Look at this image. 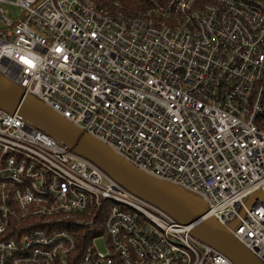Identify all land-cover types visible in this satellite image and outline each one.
I'll use <instances>...</instances> for the list:
<instances>
[{"label":"built area","instance_id":"1","mask_svg":"<svg viewBox=\"0 0 264 264\" xmlns=\"http://www.w3.org/2000/svg\"><path fill=\"white\" fill-rule=\"evenodd\" d=\"M144 1L0 0V74L264 264V0ZM0 264L234 263L0 107Z\"/></svg>","mask_w":264,"mask_h":264},{"label":"water","instance_id":"2","mask_svg":"<svg viewBox=\"0 0 264 264\" xmlns=\"http://www.w3.org/2000/svg\"><path fill=\"white\" fill-rule=\"evenodd\" d=\"M0 107L10 113L17 111L72 152L93 162L126 190L166 212L181 225L188 226L195 239L218 249L234 264H263L232 235L230 228L238 223V218L225 226L211 217H203L202 208L176 187L140 171L1 74ZM263 195V190L254 192L245 201V207L254 205ZM239 214H244L243 208Z\"/></svg>","mask_w":264,"mask_h":264},{"label":"rangeland","instance_id":"3","mask_svg":"<svg viewBox=\"0 0 264 264\" xmlns=\"http://www.w3.org/2000/svg\"><path fill=\"white\" fill-rule=\"evenodd\" d=\"M5 9L11 14V16H13V18H18L20 16L19 9L16 6L6 5ZM93 246L98 251H101V252H105L106 251V247H105L103 239H95L93 241Z\"/></svg>","mask_w":264,"mask_h":264},{"label":"trees","instance_id":"4","mask_svg":"<svg viewBox=\"0 0 264 264\" xmlns=\"http://www.w3.org/2000/svg\"><path fill=\"white\" fill-rule=\"evenodd\" d=\"M120 1L124 3L125 8L127 10H129L130 12H137L140 9H142V6L144 4L146 5V1H144V0H136V1H133V2L130 1V0H120Z\"/></svg>","mask_w":264,"mask_h":264}]
</instances>
